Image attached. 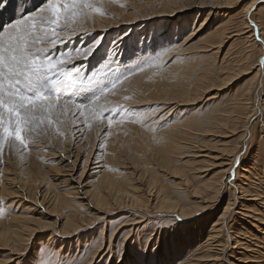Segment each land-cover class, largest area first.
I'll return each instance as SVG.
<instances>
[{
    "label": "bare ground",
    "instance_id": "obj_1",
    "mask_svg": "<svg viewBox=\"0 0 264 264\" xmlns=\"http://www.w3.org/2000/svg\"><path fill=\"white\" fill-rule=\"evenodd\" d=\"M95 1L96 0H94V2ZM100 1H102L104 3V6H106V7L108 6V3L106 2V0H99V2ZM257 1H259V0H250L247 3H245L246 5L242 8V13H243L242 14L243 16H241L242 21L236 27H233V24L231 21V17L234 16L235 14H232V11H227V10L232 9V7H234L236 4L241 3L242 0H207L205 3L202 2L201 4L196 5L197 6L196 7L197 8L196 14L192 18L189 16H186V17H182V18L176 20V18L179 16L176 14L177 11L176 12H168V13L165 12L164 13V14H166V15H164L165 20H162V22H160L156 26L150 27V29H149L150 31L148 33H146V30L143 31L144 27L142 29L141 28L139 29L138 32L139 33L142 32L143 34H140V35L138 34L139 35V38H138L139 44L137 46H136L137 43L132 44V42L134 40L132 41L133 38L131 36L134 34V32H133L134 30L131 27H128L130 25H135L138 23L139 20H138L137 16H135L136 18L133 17L131 19L129 17L126 19L125 18H118L117 16L120 14L121 8L120 7H108L109 9L107 11L105 10V12L107 14L109 12H112V13L108 14V15H110V17L102 19L101 17H98L95 13H92L90 19H87V20L81 19L80 22L72 25V28H74L75 31L65 30L62 33H60L59 37L61 40L64 41V43H62L61 46H60V42H59L58 47L56 45L55 46L49 45V44L47 45V43L46 44L40 43L37 45V47H40V48L44 47V48L48 49V52H55L57 50H60V48H62V49L64 48L65 50H69L68 52H70V51H72L71 48L73 47V45L76 44V48L83 49L87 45L89 39L93 38L95 32L99 31L100 33L95 38L96 40L94 39L95 41H92V42L99 41V44L96 48V50H99V48L101 47V44H103L102 43L103 40H105L107 38L108 32H110L113 29H117L116 32L113 34L114 38L111 41L112 43L110 46V50L112 49L114 54L117 53V55L122 56V61L124 60L125 62H129V63H133V62H137V61H139V62L144 61V62H149L152 64V66H150L149 68L147 66L146 68H144L143 71H138L135 74L136 76L134 78H131L127 81L129 83V86H127V87H130V91L132 92V95H134V97H136L135 98L136 100L139 98L141 101L140 103L137 102V104L139 103L138 105H134V106H141V108H142V109H139L140 114L138 113L137 115L141 116L142 114H144V117L148 115L150 118L146 121H143L146 119V117L142 118V119L138 118L135 122L131 123L132 126L127 125L124 128H125V130L131 129L130 127L135 128V130H133V132H132L133 135L132 134L128 135L129 137L134 138V139H131L132 142H133V140H134V142L137 141L136 138H137L138 134L144 135V134L149 133L150 135H153V137H155V139H156V137H159L160 135H162L163 141L157 147V148L160 147L159 151L161 152V155H160V159H158L157 161L164 168H167V167L172 168V166H170V164L172 163L171 157H172V155H174L173 154L174 151H177L176 150V148H178L177 145L181 144L182 143L181 141L183 140V138L184 137L186 138L187 135L190 134L191 131H193V129H192V125H193L192 111L186 112V111H179L178 110V112L176 114H174V116L171 119H169L171 117V115L173 114V112L177 111V108L175 107V105L174 106L172 105L173 103L170 102L171 100H169V102L165 101L167 103H165L164 101L162 102L161 97L159 96L160 91L162 89H164V90L166 89L167 91H171V94L173 93V96H174V97L173 96H171V97H172V99L175 100V101L172 100V102L173 101L177 102L176 101V99H177V100H182L184 104L188 103L191 105L192 103H195L196 101L200 100L202 97H203V99L206 100V102L214 100L216 98L217 94L216 95L213 94V95L209 96L208 95L209 92L211 90H215L216 87H218V88L222 87L223 88V86L229 84V82L231 81V77H229L231 75V74L229 75L230 72L228 73V71H227L225 73V75L223 74V77L221 79H217L218 81H216L215 83H213V82L209 83L208 82L209 85H207L206 87H205V85L201 84L203 81L202 82L200 81L199 83L197 82L194 85L192 84L193 86H191L190 83H192V82L190 81L188 84V81L186 79L187 77L185 78V73L187 72V74H188V71H186V70H188L186 66H188L190 64L187 62L191 61L192 59H194L193 61L195 62V60H198L199 58L203 59L204 57L208 58V60L217 59V61H220L219 56H220V54H222L225 46L230 41H232V42L229 43L228 48H229V46L233 47L232 44L236 40H241L240 42H244V43L252 42L254 40V37H255V33L253 31V28H252V24L256 23V22L253 23L254 22L253 18H255L254 17L255 14L254 15L251 14L249 17H247L246 14L250 10L251 5L258 3ZM261 1H263V0H261ZM170 2H174V1L168 0V1H165V3H163V1H162L164 6H167ZM125 3H127V2H125ZM112 4H114V3H111L110 6ZM29 5H30V3H29ZM100 5H102V7H103V4H100ZM263 5L264 4H262V6ZM171 7H172V5H171ZM138 8L139 7L136 5L135 9H138ZM188 8H190V7H188ZM131 9H134V8H131ZM191 9H192V7L189 10H191ZM223 9H227V10L222 11ZM101 10H103V9H101ZM134 11L136 12V10H134ZM219 11H222V12H219ZM135 12H132V13H135ZM138 13H136L135 15H137ZM221 13H222V15H221ZM126 14H128V13H126ZM178 14H181V13H178ZM140 16H142V15H140ZM151 16L152 15L142 17V20H145V22L151 21L153 18V16L152 17ZM216 16H219L218 20L216 19L217 22L214 25H211L212 20L214 18H216ZM154 17H156V16H154ZM198 18H200V19H198ZM174 20H175V22H172ZM251 21H253V22H251ZM29 23H31V21H29ZM35 23L38 26V28L45 26L42 24L40 19H37L35 21ZM61 23H63V21ZM154 23H155V21H154ZM170 25H172L171 30L164 29L165 26L169 28ZM244 25H246V26H244ZM135 32H136V30H135ZM259 33H260L259 35H260L261 40H264V33L262 31ZM38 34L43 36V33H38ZM144 34L146 36H148V38L145 37ZM201 34H203L202 37L200 38V40H197V41H201V45L200 46H198V45L193 46V44H191L190 42L195 37H197L198 35H201ZM113 35H111V36H113ZM144 37L147 38V40H148L147 45H143V43H141L142 38L144 39ZM129 38L131 39V44H129ZM232 39H234V40H232ZM92 45H93V43L90 46H92ZM130 45H131V49H130ZM254 45H256L261 52L259 57H257V59L255 60V63H254L255 67H252V69L255 70V72L252 76V83H255V81H257V85H256L255 90H254L253 101L250 103L251 111H250V114L248 115L249 117H246V119L247 118L248 119H247V121L244 120V121H246L245 125H243L244 129H241V131L243 130V134L250 135V137H251L250 119L253 116H255L261 112V103L262 102L260 101L259 90H262L261 87H262V83H263V79H264V65L261 64V60L264 59V44H260V43L256 44L255 43L252 45H247L248 47H246V46L245 47L249 48L250 46H254ZM132 51L136 52L137 56H135V54ZM248 52H249V50H248ZM108 53H109V51H108ZM97 54L98 53H95L94 55H92L91 57H89L87 59H85L82 55L77 56V59H74V60H78V61H74V62H77L78 68H80L84 72V69H86L88 67V65L89 66L92 65V62L95 60ZM232 56H234V55H232ZM138 58H142V59H138ZM233 58H235V56ZM129 59H131V60H129ZM223 59H224V57L221 59V61H220L221 63H223L222 62ZM204 61H206V59ZM214 61H216V60H214ZM194 62L191 64H194ZM84 63H86V65L82 67L81 64H84ZM207 64H209V67H210L213 63L210 65V63L207 62ZM176 66L178 67L177 68L178 70L175 69L174 73H170V72H172V70L168 74L165 72V70H167L169 68L176 67ZM206 66H208V65H205V67ZM192 67H194V66H192ZM190 69H193V68H190ZM206 69H204V70H206ZM204 70H202L203 73H204ZM190 71H192V70H190ZM202 71H201V73H202ZM223 71H225V69ZM203 73H202V75H203ZM205 74H207V73H205ZM204 75L202 77L200 75L199 79L201 80L203 77H206V75L205 76ZM203 79H206V78H203ZM235 79L236 78H234V80ZM194 81H196V79ZM194 81H193V83H194ZM248 83L249 82H247V84ZM247 84H246V87H247ZM250 87H251V84H248L247 89H243V91L245 90L247 92L245 94V96L246 95L248 96L249 95L248 93L251 92ZM162 93H164V92H162ZM260 94H262V93H260ZM243 96H244V94H243ZM248 98L250 101V97H248ZM248 98L245 100H248ZM162 99H164V98H162ZM243 100H244V98H243ZM245 100H244V102H245ZM189 101H191V102H189ZM100 103H101V101H100ZM131 104H133V103H131ZM150 104L151 105L162 104V105H160L161 107L158 106L155 109L151 110L147 106ZM240 104H238V105H240ZM181 105H183V104H181ZM241 105L247 106L248 104L242 103ZM250 105H248V106H250ZM173 107H175V109ZM76 113H77L76 109L69 110L68 115H67L68 124L66 126V130L68 133V135L66 136L67 137L66 142L68 144L72 145V148H74L73 152L71 154H69V152L67 150H69L70 148L65 150L64 145L57 146L58 144L54 145L55 150H53V152L52 151L42 152L40 150L41 152L40 151L39 152L34 151L35 152L34 153L32 151L33 152L32 154L35 158L38 157L39 160L42 159L45 161L46 160H49V161L53 160L54 165H50V166L44 165L43 167H45V169H47V170L42 169L41 173H38L36 177L31 175V172H25L24 171V173H22V171H20L22 176H25V177H23L22 182L21 181H19V182H21V184L23 183L24 188L28 189V191H29L28 193H32L31 191H33V190H31L32 189L31 186L33 185V183L35 181H37L38 178H39V181L40 180L45 181L43 186L40 185L43 188L42 189L43 194H41V192L39 193L41 195V201L42 202H39L38 205L39 204L41 205V203L43 204V202L45 204V201H46L45 198H48L47 200L49 202V206L45 207L44 211H41V212L35 213V214L33 211H29V208H27L28 209L27 211L22 210V213L16 215V217H12V216L10 217L9 221L11 222V225L8 228L6 227L3 229H0V250L7 251L6 256L8 259L7 261H5L4 259L3 260L1 259L2 261L0 260V264H7L10 261H12V259H17L18 255L24 251V250L22 251V249H21L23 245H27V243L29 244V241L32 240L34 237L37 238V235L40 232H42V230L43 231L44 230H50L48 228H51V227H54V228L52 230H50L51 232L47 235L48 238L46 239L50 244H53V243L57 242L58 240H59L58 242L62 246L69 245L73 242L78 243L80 235L83 232L85 234V232L94 228V225H98L102 221H104L106 213H110L113 210L112 208L114 206H118L120 210L122 209L121 211L125 210L127 215H129V217L134 216V214H132L129 211V209H134V208L140 209V208H142V210H144L143 216L148 215V216H151V218H157V216L168 214L170 212H176L178 214V217L181 218V220L187 219V218H193V216H196V214H198L199 212L211 211V209L216 207L217 204H213V202L215 200L217 201L218 196L221 194L222 185H223L221 183V181H222L221 179L224 176V174H226V173L229 174V172L231 173V171L233 170V166H234L233 162H234L235 158L231 160L232 157L230 155L228 156L227 153H229V152L226 151L227 150L226 148H225L226 149L225 151H223L221 149L222 148L221 146H220L221 148H219V149L216 148L218 150H221V151H216V155L209 154V153L208 154H201V152L203 150H206V149L205 148L200 149L199 148L200 146L198 144L199 142L195 143V144H193V142H192V144H185V147L187 149H189V151L191 150L190 153H192L191 154L192 158H197V157L207 158L208 157V159L213 161V166L215 168H218L216 173L214 175H212V177H211L212 178L211 183H206L207 186H205V187L209 190V193L204 191L207 193V195L205 197L200 198L199 202H197L198 206L194 209H192V208L189 209L187 207L185 208L184 206H180L177 202L173 201L172 196L168 192L164 191L163 186L156 185V184H158L157 183V177L153 173L152 169H150L151 167L148 168V166H146L147 169L142 168L143 171L141 170L142 172H140V174H138V176L136 177V182H138L141 185V187L144 189V195H146V196H143V194L138 192L139 191L138 188H137L138 191H136L137 189L135 186H133V184L135 185L137 183H133V184H132V182L130 183V180H131L129 178L130 173L122 171V168L126 169V167H123V166H125L123 164H125L127 162H125L126 159H123V158L117 156V153L119 152V148H120L117 146V145H119V144H117L118 140L114 139L112 137L113 135H111L109 137V135H110L109 132L112 128L109 129L108 127H103L102 125H99V127H97L95 125V121H91V120L89 121L90 123H92L91 128H88L86 125L83 127H74L73 122H75V125H83L84 119H85L83 116H79ZM162 117H163V119H161ZM60 119L61 120L65 119V116L63 114H61ZM168 119H169V121H168ZM164 121H166V123H164ZM136 123L139 124L137 127L135 126ZM232 123H234V122H232ZM243 126H242V128H243ZM117 128H115V129H117ZM234 129H235V127H234ZM234 129H232L231 131L233 132ZM118 130H120V129H118ZM113 131H115V130H113ZM197 131H200V130H197ZM123 132L125 133V131H123ZM123 132H121V133H123ZM98 133H100V135H102L101 137L103 140H102V142H100V144L97 143V145H95V144H93V141L95 139L94 136L97 135ZM121 133H119V135ZM151 133H153V134H151ZM261 133H263V132H261ZM81 134H83V138H81ZM115 135H117V133ZM119 135H118V139H120ZM128 136L126 138H128ZM121 138H122V136H121ZM141 138H143V137H141ZM98 140L100 141V138ZM139 140H138V142H139ZM239 140H241V139H239ZM242 140L243 141L245 140L244 137L242 138ZM158 142H159V140H158ZM252 142H253V139H252ZM67 143H66V146H67ZM59 144H60V142H59ZM138 144L140 145V143H138ZM240 144H236V145H240ZM135 145L137 146V142ZM40 148H43V147H40ZM234 148H236L235 150L237 151V153L233 152L231 150L230 151L232 153L239 155L240 153H238L237 147L235 146ZM234 148H233V150H234ZM135 149H137V147ZM178 150H179V148H178ZM235 157H236V155H235ZM190 160H191V158H190ZM192 161H194V160H192ZM255 161H257V160H255ZM132 163L134 165H136L134 162H132ZM79 164L81 166V173L79 175H76V178H73L75 176V170H77V167ZM134 165L132 166L130 164L129 167L127 165V168L133 169ZM89 166H90V168H89ZM253 166H255V164ZM35 167H36V165H35ZM257 168H260V167L257 166ZM1 169H2V171H5V169H3L2 167H1ZM21 169H23V168H20V170ZM25 169H26V167H25ZM253 169L254 168L252 166L249 168H242L241 169V171L238 174L239 180L236 179V180H238V182L236 181L234 183V185H235L234 191L236 193L238 192L237 194H239L240 196L237 197L235 195V192L231 195V197L229 196L230 198L227 199L225 207L222 209L223 212L221 214H218L217 219L211 223V226L208 228V230H205L206 233H205L204 240L202 242L198 241L199 243L195 247H193L194 242L196 241L197 238L199 239L201 237V234H203V232H202V228H198L196 230L191 229L190 231H192L193 234L190 231H188V233H186L184 235L182 242L179 245L173 247L170 250V253L167 252L164 255L165 259H169L168 263L166 262V260L163 259L165 261V264H211V262H213L212 264H219L220 262H223V261L226 262L227 264H235V263L228 261V257H233V255L236 256L237 254L239 255L235 259L237 263H241V264L242 263L243 264H246V263L264 264L263 259H259V258H264V254H262L260 251H254L253 250L254 248L251 250L250 249L251 246L248 243L243 242L247 239L246 237H248V235L251 234V231H249V228H247L246 224H248L249 226H252L253 228L256 229V231H258L260 234H262V237H256V239L257 240L261 239V241L264 242V229L259 230L258 225L253 224V222H252V221H254V222L256 221V223H258V224H261V225L264 224V198L262 196V194H264V192H262V190L260 189L263 187L262 185L264 184V179H262V177H260L259 174H258V177L255 178L253 176L254 174L252 173ZM34 170H38L37 167ZM177 170H175V171H177ZM257 170H259V169H257ZM260 170H262V169H260ZM160 171H162V170H160ZM170 171H171V169H170ZM255 171H256V169H255ZM255 171H254V173H256ZM259 171H257V172H259ZM47 172H53V176L55 178L54 179L55 184L51 180H46L45 176H46ZM177 172L179 174L181 171L179 172V170H178ZM170 174H171V172H170ZM180 175H181V173H180ZM82 176H96V178L93 180L92 183L87 185V188H85V185H82L83 183H85L84 178H82ZM181 176L184 177V174H182ZM251 176L256 179V182L251 181V179H253ZM19 178L21 179L22 177H19ZM132 179L135 180L134 178H132ZM225 180H226V178H225ZM228 180H230V179H228ZM12 181L14 182V177L13 178L7 177L5 179V183H3L2 180L0 181V193L1 194L3 192H5V193L7 192L8 188L5 189L4 185H8ZM187 181L188 180L184 179V180L180 181L178 184L176 183L175 186L180 187L181 183L183 185H185ZM230 182H229V184H230ZM23 186H21V187H23ZM137 187H139V186H137ZM188 188L190 189V193H191L189 195H191V197L193 196L195 198H198V197H196V195L198 193L199 194L201 193L200 190L198 188L192 187V186L188 187ZM207 189H205V190H207ZM35 190H37V189H35ZM11 191H13V190H11ZM29 195H31V194H29ZM80 195H82V197L80 199L81 201L78 198ZM36 196H38V195H36ZM27 197H29V196H27ZM31 198L35 199V197L33 198V195ZM26 200H28V198ZM39 200H40V198H39ZM35 201H36V199H35ZM83 201L84 202L86 201L87 203L82 204ZM48 202H46V204H48ZM211 203L213 205H210ZM259 203L262 205H260ZM36 206H37V204H36ZM237 206H239V207H237ZM235 207H236V209H238L235 212L236 214L248 219V220H245L246 224L241 223L240 226L237 224L239 226V229L237 227L235 228L234 224L232 226H230V228L226 224V219L227 218L229 219V217L226 218V216L228 214H231L230 211ZM39 208H41V207H39ZM149 208H150L149 212L145 211V210H148ZM81 209H83V211H81ZM46 210H50V211H54V212H57L59 210H61V212H62L65 210L67 212V214L65 216H63L61 220L56 218L54 220L46 221L43 219L55 218L52 215L48 214ZM37 211H39V210H37ZM13 216H15V215H13ZM209 216H212V215H209ZM141 218L143 219V217H137L133 222H131L132 220L126 221L127 223H124L125 225L122 223V225L118 229H116L113 233H111L110 237H108L107 239H105V227L102 229V231L99 232L98 236L96 235L98 232L95 233V235L97 236V239H94L96 241V246L89 253H86L89 249L88 246L90 245L89 244L90 242L88 240H90L92 237H90V239L84 240V247L83 248H84L85 256L82 257V260L79 257L80 264H99L100 262L95 263V260L99 259V261H102L103 258L105 257L106 253H104V255H103V251L105 249V244H107V251L109 253L111 251L110 247L112 246V243L117 240L119 235L122 233V230H125L127 233V236L125 238L123 237L124 239L122 242L123 243L127 242L128 238L132 234V231H134V229H136V226L138 224L143 223ZM146 220H149V219H146ZM196 225H198V224H196ZM158 234H159V230H158ZM57 237H58V240H56ZM70 240L73 242H69ZM85 241H86V243H85ZM64 243H65V245H64ZM135 244L136 245L133 248L134 251L131 250L132 252L129 253L131 255V257H130V259L128 258L127 264H132V262L135 259L134 252L136 250L140 249L142 244L144 246V249L145 250L147 249L148 241L143 240V241H139V243L136 242ZM239 248L242 249L243 251H240L238 253V251H235V249L237 250ZM248 250H250V251H248ZM124 251H125V249L123 246L120 257L123 256ZM181 252H182V254H181L182 258L177 259L178 254ZM250 253H253L256 255H253ZM111 256H107L108 258L106 257L107 260H106L105 264L111 263ZM120 257L118 259L117 264L120 262V259H121ZM233 258H235V257H233ZM147 259L149 261H152L154 259H162V257H152L151 254H149V256H147ZM259 260H262V261L259 263L258 262ZM122 264H126V263H122ZM220 264H223V263H220Z\"/></svg>",
    "mask_w": 264,
    "mask_h": 264
},
{
    "label": "rangeland",
    "instance_id": "obj_2",
    "mask_svg": "<svg viewBox=\"0 0 264 264\" xmlns=\"http://www.w3.org/2000/svg\"><path fill=\"white\" fill-rule=\"evenodd\" d=\"M162 1H163V3H165V1H168V0H150V1L149 0H106V2L108 3V6L106 7V6H104V3L102 1L99 2V0L98 1L96 0L94 2V0H92V3H94L98 8V11H93L92 13H95L98 17H101L102 19L108 18V17H110V15H108V14L112 13V12H109L107 14L105 12V10L107 11L109 9L108 7H120L121 11L119 14L120 16L119 15L117 16L118 18H125L126 19L129 17L131 19L133 17L136 18L135 16H137V18L139 20L138 23L135 25L128 26L134 30L133 31L134 34L132 33L133 35L131 37L133 38L132 41L134 40L135 42L133 41L132 44L137 43L136 44V46H137L139 44L138 43L139 42V39H138L139 35L143 34L142 32H140V33L138 32L140 28L142 29L144 27L143 31L146 30V33H148L150 31L149 30L150 27L156 26L160 22H162V20H165V16H164V15H166V14H164L165 12L168 13V12H176L177 11L176 14L179 16L176 18V20H178L182 17H186V16H189L192 18L196 14V10H197L196 5H199L202 2L205 3L207 0H173L174 2H170L168 4L169 6L168 5L164 6ZM248 1H250V0H242L241 3L236 4L234 7H232V9H230V10L229 9L228 10L223 9L222 10V11H224V10L225 11L226 10L232 11V14H235L234 16L231 17L233 27L238 26L240 24V22L242 21V18H241V16H243L242 15L243 14L242 8L246 5L245 3H247ZM44 2L46 3V0H28V5L30 3L29 6L27 5L28 11L29 12L30 11L35 12L39 7H44L45 6ZM125 2H127V3H125ZM257 2L258 3L254 4L256 6L255 10H253L251 7L246 15H247V17H249L251 14H253V15L255 14V16H254L255 18H253L254 22L253 21H251V22H253V23L256 22L255 25L258 26L259 30L261 29L259 32L262 31L264 33V5L262 6V4H264V0L263 1L259 0ZM111 3H114V4H112L110 6ZM100 4H103V7ZM136 5L139 7L138 9H135ZM171 5H172V7H171ZM188 7H190V8L192 7V9L189 10L190 8H188ZM131 8H134V9H131ZM101 9H103V10H101ZM134 10H136V12ZM128 11L129 12L131 11V12L129 13ZM222 11H219V12H222ZM132 12H135V13H132ZM126 13H128V14H126ZM136 13H138V14L135 15ZM178 13H181V14H178ZM140 15H142V16H140ZM148 15L153 16L151 21L145 22V20H142V17H146ZM221 15H222V13H221ZM154 16H156V17H154ZM218 17L219 16H216V18H214L212 20L211 25H214L217 22ZM9 18H10V14L5 13V15L2 18H0V23L8 21ZM200 18H198V19H200ZM154 21H155V23H154ZM172 22H175V20ZM246 25H244V26H246ZM43 27H45V26H43ZM164 29L171 30L172 25H170L169 28L165 26ZM116 30L117 29H113L110 32H108L107 38L105 40H103V42H102L103 44H101V47L99 48V50H96L94 52V54L98 53L96 55L95 60L92 62L91 66L88 65V67L86 69H84V72L80 68H78L77 62H74V61H78V60H74V59H77V55H75V54H73L71 56L69 63H68V67L75 66L73 70L76 71L78 69L82 74H91V71H99L100 66H102V64H107L113 69H115L117 66H119L122 70L125 68L135 69V67L138 64H141L142 61H140V62L137 61V62H133V63L125 62L124 60L122 61V56L117 55V53L114 54L113 50L112 49H111L112 51L110 50V46L112 43L111 41L114 38L113 34L116 32ZM135 30H136V32H135ZM48 31H49V36H50L51 35V29L49 28ZM62 32L63 31H60L58 33V35H60V33H62ZM99 33H100L99 31L98 32L96 31L93 38L89 39V41L85 47H90V45L92 43H94L92 41L96 40L95 38L99 35ZM111 35H113V36H111ZM202 35L203 34L198 35L190 43L193 44V46H195V45L200 46L201 41H197V40H200ZM145 37L148 38V36H146V35H145ZM145 37H144V39L142 38L141 43H143V45H147V42H148L147 38H145ZM130 38H129V44H131ZM232 40H234V39H232ZM240 41L241 40H236L235 42H233V44H232L233 47L229 46V48H228L229 43H231L232 41H230L225 46L222 54H220V56H219L220 61L224 57V59L222 61L223 63H221L220 61H217V59L208 60V58H205V57L203 59L199 58L198 60H195V62L193 61L194 59L187 62L190 64L194 62V64H191V65L187 64L188 66H186V67L188 70H186V71H188V74H187V72L185 73V78L187 77L186 79L188 81V84L190 81L192 82V83H190L191 86H193L197 82L199 83L200 81L201 82L203 81L201 84L205 85V87H206L207 85H209V83H212V82L215 83L216 81H218L217 79H221L223 77V74L225 75V73L227 71H228V73L230 72L229 75L230 74L231 75L229 77H231V81L229 82V84L225 85L226 87L225 86H223V88L222 87H220V88L216 87L215 90H211L209 92V94H208L209 96L213 95V94L214 95L217 94L216 98L214 100L206 102V100L203 99V97H202L200 100H198L195 103H192L190 105L188 103L184 104L182 100H177V99H176L177 102H174L175 100L172 99V97H171V96H173V93L171 94V91H167L166 89L165 90L162 89L160 91L159 96L161 97V101L162 102L163 101L169 102V100H171L170 102L173 103L172 105L173 106L175 105V107L177 108V111L173 112V114L171 115V117L169 119H171L174 116V114H176L178 112V110L179 111H186V112L192 111V121H193L192 129H193V131H191V133L188 134L186 138L185 137L183 138V140L181 141L182 142L181 144L177 145L179 150H178V148H176L177 151H174V153H173L174 155H172V157H171L172 163L170 164V166H172V168H168V167L164 168L157 161L158 159H160V155H161V152L159 151L160 147L159 148H157V147L163 141L162 135H160L159 137H156V139H155V137H153V135H150L149 133L144 134V135L138 134V136L136 138L137 141L135 140L137 142V146H136L135 145L136 142H134V140H133V142L131 141V139H134V138H131L128 136V135L132 134V132H133V130H135V128L130 127L131 129H129V130L128 129L125 130V128H124L127 125L132 126L131 123L133 121L127 119L125 117L124 113H120L119 108L121 106H123V107L131 108V109H135V108L136 109H142L141 106H134V105H138L141 101L139 98L136 100L135 99L136 97H134V95H132V92L130 91V87H127V86H129V83L127 81L131 78H134L136 76L135 74L138 71H136L134 75L130 76L128 80H126L122 84L118 85L117 89L115 90V94L110 93L105 98L101 99V104H104L108 109H116L115 112L111 113L113 116H115V119L112 122V126H111L112 129L110 130L111 133L109 132L110 133L109 137L111 135H113L112 137L114 139L118 140L117 144H119L120 146L119 145H117V146L120 148H119V152L117 153V156H119L123 159H126L125 162H127V163L123 164L125 166L122 165L123 167H126V169L122 168V171L130 173V175L128 174L129 178L131 179L130 183L131 182H132V184L137 183L135 185L133 184V186H135L136 189L138 188L139 191H138V189L136 191L143 194V196H146V195H144V189L141 187V185L138 182H136V177L138 176V174H140V172L143 171L142 168L147 169L146 166H148V168L151 167L150 169H152L153 173L157 177V183L158 184H156V185L163 186L164 191L168 192L172 196L173 201L177 202L180 206H184L185 208L186 207L189 209L196 208L198 206L197 202H199L200 198L205 197L207 195V193H209V190L205 187V186H207L206 183H211V179H212L211 177H212V175H214L216 173L218 168H215L213 166V161L208 159V157L207 158H204V157L192 158L191 157L192 153H190L191 150L189 151V149H187L185 147V144H192V142H193V144H195V143L199 142L198 143L200 146L199 148L200 149L205 148L207 150V151L203 150L201 152V154H208L209 153V154H214V155H216V151H221V150H218L221 147H222L221 149L223 151H225L227 149L226 151L229 153L231 151L237 153V151L235 150L236 148H234L235 146L237 147L238 153H240L239 155L232 153V152L230 154L227 153L228 156L230 155L232 157V158L230 157L231 160L235 158L234 162H233V165H234L233 170L234 171L232 170L231 173L229 172L230 175L228 173H226L222 177L221 180L223 182L221 181V183L223 185H222L221 194L218 196L217 201L215 200L216 202L215 201H214L215 203L213 202V204H217L216 207L211 209V211L199 212L198 214H196V216H193V218L182 219L183 221H187L190 219H194L196 221L195 226L192 228V230L202 228L203 234H201V237L199 239L198 238L196 239V241L193 244V247H195L199 242H202L204 240L205 233H206L205 230H208V228L211 226V223L217 219V215L221 214L223 212L222 209L225 207L227 199L230 198L231 195L235 192L234 191V189H235L234 183L236 181L238 182V180H239L238 174L242 168H249L252 166L254 168L252 171V173L254 175L253 174L252 175L256 178V177H258V174H259V176L262 177V179H264V138H263L264 137V91H263L264 90V79H263V83H262V87H261L262 90H259L260 101L262 102L261 103V112L255 116H253L250 119L251 137H250V135L243 134V130L241 131V129H244L243 125H245V123L248 119V118L246 119V117H249L248 115L250 114V111H251L250 103L253 101V94H254L255 87L257 85V81H255V83H252V76L255 72V70L252 69V67H255V64H254L255 60L257 59V57H259L261 52L256 45L250 46L249 48H246V47H248L247 45H252L255 43L259 44L255 38L250 43H244V42H240ZM59 42L60 41L58 40L57 44H56L57 47L59 45ZM44 44H46V43H44ZM61 44L62 43L60 42V46H61ZM47 45H48V43H47ZM49 45H51V44H49ZM42 48H44V47H42ZM44 49H46V48H44ZM71 49H72V51L68 52L69 50H65L64 48L63 49L60 48V50H57L55 52H49V53L52 54L54 57L59 58L57 56V53H65V52H66L65 54L72 53L73 50L78 49V48H76V44H75V45H73V47ZM130 49H131V45H130ZM248 50H249V52L250 51L251 52L249 53ZM108 51H109V53H108ZM132 52L135 54V56H137L136 52H134V51H132ZM231 54L234 55L235 58H233L234 56H232ZM205 59L208 63H210V65L212 63L213 64L209 67V64H207V62L204 61ZM129 60H131V59H129ZM214 60H216V61H214ZM85 65H86V63L81 64L82 67ZM205 65H208V66L205 67ZM192 66H194V67H192ZM146 67H147V64L144 65V68H146ZM149 67L150 66H148V68ZM177 68H178L177 66L173 67V68H169V69L165 70V72L168 74L172 70V72H170V73H174L175 69H177ZM190 68H193L194 70L190 69ZM204 69H206V70H204ZM224 69H225V71H223ZM190 70H192V71H190ZM202 70H204V73ZM201 71H202L203 75L205 73H207V74H205L206 77H203V78H206L207 80L203 79V78L201 80L199 79L200 75H201V77L203 76ZM234 78H236V79L234 80ZM195 79H196V81H194ZM193 81H194V83H193ZM247 82H249L248 84H251V87H250L251 92L249 91L250 92V93H248L249 95L245 96V94L247 92L245 90L243 91V89H247V87H248ZM246 84H247V87H246ZM162 92H164V93H162ZM260 93H262L263 95ZM243 94H244V96H243ZM90 95H91L90 92H88V93L85 92L84 94H78L77 98L82 99V100H87ZM125 97H130L131 99H125ZM248 97H250V101H249ZM162 98H164V99H162ZM243 98H244V100L248 98V100H245V102H244ZM172 100H174V101L172 102ZM61 102L63 103V101H61ZM137 102H139V103L137 104ZM167 102H165V103H167ZM189 102H191V101H189ZM131 103H133V104H131ZM240 103L241 104L247 103L250 106L241 105ZM181 104H183V105H181ZM238 104H240L241 106ZM153 105L150 104L147 106H148V108H150L152 110L158 106L161 107L160 105H162V104H157L154 106ZM175 107H173V108L175 109ZM73 109H75V108H72L71 105H69V110H73ZM139 114H140V111H139ZM145 117H146V119L143 121H146L150 118L148 115ZM145 117H144V114H142L141 116L138 115V118H141V119L145 118ZM161 119H163V117ZM169 119H168V121H169ZM244 120H246V121H244ZM232 122H234V123H232ZM164 123H166V121H164ZM95 125H96V122H95ZM100 125H102L103 127H108V121L105 119L103 121V123H101ZM138 125L139 124H137V123L135 124L136 127ZM242 126H243V128H242ZM234 127H235V129H234ZM115 128H117V129H115ZM118 129H120V130H118ZM232 129H234L233 132L231 131ZM113 130H115V131H113ZM122 130L125 131V133ZM197 130H200V131H197ZM121 132H123V133H121ZM261 132H263V133H261ZM116 133H117V135H115ZM119 133H121L122 135L121 134L119 135ZM151 134H153V133H151ZM118 135H119L120 139H118ZM101 136L102 135H100V133L95 135L94 136L95 139L93 141V144H95V145H97V143L100 144V142H102V140H103ZM121 136H122V138H121ZM127 136H128V138H126ZM242 136L245 139L244 141L242 140V138H243ZM141 137H143V138H141ZM99 138H100V141L98 140ZM36 139H37V143L30 145V148L27 150L10 149L7 145L4 146L3 155L0 156V181L2 180V182L5 183V179L7 177L8 178L14 177V182L12 181L8 185H4L5 189L8 188L7 192L6 193L3 192L2 194L0 193V229L6 228V227L8 228L11 225V222L9 221L10 217L11 216L16 217V215L22 213V210L27 211L28 210L27 208H29V211H33L35 214V213H39L41 211H44L45 207L49 206V202L47 200L48 198H45L46 199L45 204L43 202V204L41 203L42 206L40 204L38 205L39 202H42L41 201V195L39 193L41 192V194H43L42 193V191H43L42 186L44 185L45 181H41V180L39 181V178H38L37 181H35L33 183V185L31 186L32 189L30 188L31 190H33V191H31L33 194L28 193L29 192L28 189L24 188L23 183L21 184L22 179L25 176H22L20 171H22V173H24V171L25 172H31V175L36 177L38 173H41L42 169L47 170V169H45V167H43L44 165H47V166L54 165L53 160L52 161H49V160L45 161L42 159L39 160V158L38 157L35 158L32 153L34 151L39 152L40 150L42 152H50V151L53 152V150H55V148H54L55 144H58L57 146L64 145L65 150L70 148L69 150H67L69 152V154H71L73 152V149H74V148H72V145H70L66 142L67 137L65 135H63L61 132L45 134L43 136H37ZM239 139H241V140H239ZM252 139H253V142H252ZM138 140H139V142H138ZM158 140H159V142H158ZM59 142H60V144H59ZM66 143H67V146H66ZM138 143H140L141 146ZM236 144H240V145H236ZM40 147H43V148H40ZM136 147H137V149H135ZM216 148H218V149H216ZM233 148L235 151L233 150ZM235 155H236V157H235ZM190 158H191V160H190ZM254 159L257 161H255ZM192 160H194V161H192ZM237 161H239V163H237ZM132 162H134L136 165H134ZM130 164L132 166L134 165L133 169L127 168V165L129 167ZM252 164L253 165L255 164V166H253ZM35 165H36L38 170H34V169H36ZM256 165L260 168H257ZM1 167L3 169H5V171H2ZM25 167H26V169H25ZM20 168H23V169L20 170ZM89 168H90V166H89ZM170 169H171V171H170ZM177 169L179 170V172L181 171L180 172L181 175L184 174V177L181 176L180 173L178 174ZM255 169H256V171H255ZM257 169H259V170L262 169V170L259 171ZM160 170H162V171H160ZM175 170H177V171H175ZM254 171L256 173H254ZM257 171H259V172H257ZM170 172H171V174H170ZM80 173H81V166L79 164L77 167V170H75V176L73 178H76V175H79ZM16 176L17 177L19 176L22 178L20 179L19 177L17 178ZM254 177H252L253 179H251L252 182H256V179ZM45 178H46V180H51L54 183L55 178L53 176V172H47ZM82 178H84V182H85L82 185H85V188H87V185L92 183L93 180L96 178V176H82ZM132 178H134L135 180H133ZM180 178L182 180L186 179L188 181L186 182L185 185H183L181 183L180 187L179 186L177 187V186H175V184L176 183L178 184L180 181H182ZM225 178L227 181L225 180ZM228 179H230V180H228ZM236 179H238V180H236ZM19 181H21V182H19ZM229 182H230V184H229ZM40 185H42V186H40ZM21 186H23V187H21ZM137 186H139V187H137ZM191 186L196 187L200 190L201 193L200 194L198 193L196 195V197H198V198H195L193 196L191 197V195H189L191 193H190V189L188 187H191ZM262 186L264 187V184ZM263 187L260 188L262 190V192H264ZM35 189H37V190H35ZM205 189H207V190H205ZM11 190H13V191H11ZM204 191H206L207 193ZM237 193L235 192V195L237 197H239L240 195ZM29 194H31V195H29ZM26 195L29 197H27ZM32 195H33V198L35 197L36 201H35V199L31 198ZM36 195H38V196H36ZM262 196L264 198V194H262ZM81 197H82V195H80L78 197L79 200L81 199ZM25 198L26 199L28 198V200H26ZM39 198H40V200H39ZM46 202H48V204H46ZM35 203L37 204V206ZM85 203H87V202L86 201L82 202V204H85ZM213 204L211 203L210 205H213ZM260 205H262V204H260ZM38 206L41 208H39ZM117 207L118 206H114L112 208L113 210L110 213H106L104 221H102L100 224L94 225V228L85 232V234L83 232L79 237L78 243L70 240L69 242H73V243H71L69 245H65V243H64L65 246H62L58 242L59 240L57 237L56 240H58V241L53 243V244H50L46 239L48 238L47 235L51 232L50 230H52L54 227L48 228L50 230H44L45 232L42 230V232H40L37 235V238L34 237L35 239L33 238L32 240H30L31 242L29 241V244L27 243V245L22 246L21 249H22V251L23 250L24 251L23 252L21 251L22 253H20L18 255V258L16 257L17 259H12V261H10V262L8 261L9 263H7V264H80L79 257L82 260V257L85 256L84 248H83L84 247V240L90 239V237H92L90 240H88L90 242L89 243L90 245L88 246L89 249L86 253H89L95 248L96 241L94 239H97L99 232L102 231V229L104 227H105V239H107L108 237H110L111 233H113L116 229H118L122 225V223L123 224L127 223L126 221H130V220H132L131 222H133L137 217H143V219L141 218L143 223L138 224L136 226V229H134V231H132V234L128 238L127 242H125V243L122 242L123 239L127 236L126 231L122 230V233L119 235L117 240L112 243V246L110 247L111 251L109 253L107 251V244H105V249L103 251V255H104V253H106V255L103 258V260L102 261H99V259L95 260V263L100 262L99 264H105V262L108 258L107 256L112 255L110 264H117L118 259L121 255L123 246H124L125 251L123 253V256L120 257L121 259H120V262L118 264H122V263L127 264L128 258L130 259V257H131V255L129 253L134 251L133 248L135 247L136 242L139 243V241L145 240V241H148V244H149L152 241V238L154 236L158 237L160 235H164L165 237H167L168 231L166 229L169 227L170 224L174 223V221L170 220L169 218L178 216V214L176 212H170L168 214L157 216V218H151V216H148V215L143 216L144 210H142V208H140V209L134 208V209H129V211L132 214H134V216L129 217V215H127L125 210L121 211L122 209L120 210L119 207L118 208ZM237 207H239V206H237ZM150 208L148 210H145V211L149 212ZM37 210H39V211H37ZM237 210L238 209H236V207L233 208L230 211L231 214H228L229 216L228 215L226 216V218L229 217V219L228 218L226 219V224L229 228H230V226H232L234 224L235 225L234 227L235 228L237 227L239 229V226L241 225V223H245V220H248L247 218H244V217L236 214L235 212ZM46 211L48 214L55 217V218L43 219L46 221L54 220L56 218L61 220L62 217L67 214V212L65 210L62 212H61V210H59L57 212L50 211V210H46ZM81 211H83V209H81ZM13 215H15V216H13ZM209 215H212V216H209ZM146 219H149V220H146ZM252 222H253V224L258 225L259 230L264 229V224H262V225L258 224V223H256V221L255 222L252 221ZM196 224H198L199 226ZM246 226H247V228H249V231H251V234L248 235V237H246L247 241L245 240L243 242L248 243L251 246V248H250L251 250L254 248L253 249L254 251H260L262 254H264V242H262L261 239L260 240L256 239V237H262V234H260L258 231H256V229L253 228L252 226H249L248 224H246ZM158 230H159V234H158ZM190 232L193 234L192 231H190ZM95 233H97L96 234L97 236L95 235ZM85 243H86V241H85ZM235 251H238V253H239L240 251H243V250L239 248L237 250L235 249ZM248 251H250V250H248ZM169 253H170V251H169ZM6 254H7V251L0 250V260L4 259L5 261H7L8 259H7ZM149 254H148V256H149ZM179 254L177 256V259L182 258L181 257L182 252ZM250 254H253V253H250ZM253 255H256V254H253ZM238 256L239 255L237 254L236 256L233 255V257H235V258L228 257V261L235 263V264H241V263H237L235 260ZM162 259L166 260V262L168 263L169 259H165L164 256L162 257ZM259 259H263V261H264V258H259ZM261 261L262 260H259L258 262L260 263ZM212 263L213 262H211V264ZM220 263L227 264L224 261L220 262ZM246 264H251V263H246Z\"/></svg>",
    "mask_w": 264,
    "mask_h": 264
},
{
    "label": "snow or ice",
    "instance_id": "obj_3",
    "mask_svg": "<svg viewBox=\"0 0 264 264\" xmlns=\"http://www.w3.org/2000/svg\"><path fill=\"white\" fill-rule=\"evenodd\" d=\"M27 5L28 0H0V18L5 13L10 14L8 21L0 23V156L3 155L5 145L10 149L27 150L30 145L37 143V136L57 132L67 136L69 105L77 110L76 114L85 118L83 125H75L73 122L74 127L86 125L91 128L90 120L95 121L99 127L106 119L110 129L115 119L111 113L116 109H108L100 103L101 99L110 93L115 94L117 86L136 71H143L145 64L152 66L142 61L135 69L122 70L119 66L113 69L102 64L99 71H91V74L74 71L75 66L68 67L71 56L82 55L85 59L91 57L99 41L90 47L75 49L72 53H57L59 58L37 45L48 43L55 46L58 40L63 43L58 33L75 31L72 25L81 19H90L92 12L98 11L97 6L92 0H46L44 7L29 12ZM251 7L255 10L256 6ZM37 19L45 27L38 28L35 23ZM252 28L254 38L264 44L258 27L252 24ZM38 33H43V36ZM261 64L264 65V59ZM85 92L91 93L87 100L77 98L78 94ZM139 111L123 106L119 108V112L133 122L137 120ZM61 114L65 119H60ZM169 219L174 223L166 229L168 236H154L146 250L142 244L134 252L132 264H165L163 259L149 261L148 254L163 257L182 242L184 235L196 223L194 219L183 221L178 216Z\"/></svg>",
    "mask_w": 264,
    "mask_h": 264
}]
</instances>
